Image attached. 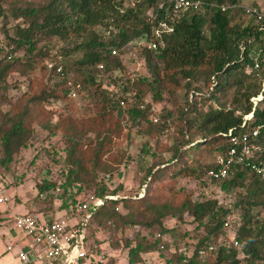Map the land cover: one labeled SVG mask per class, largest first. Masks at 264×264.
Masks as SVG:
<instances>
[{
    "label": "rangeland",
    "instance_id": "374dc122",
    "mask_svg": "<svg viewBox=\"0 0 264 264\" xmlns=\"http://www.w3.org/2000/svg\"><path fill=\"white\" fill-rule=\"evenodd\" d=\"M47 1L0 0V55L5 50L10 51L16 47L12 42L14 37L17 38L16 28L25 27L31 20V17L19 16V11L37 9ZM252 1L228 0L227 3L248 5ZM123 4L124 7L132 6L130 2ZM148 10L150 6H142L140 17L146 18ZM154 11L152 8L150 13L154 15ZM229 18L230 24L239 26L249 22L240 9H229ZM68 36L60 42L56 37L34 32L31 51L27 50L26 44H22L12 53L13 58H20L14 72L22 70L29 82L28 90L26 91L25 86L21 88L14 85L0 90V128L6 130L13 122L20 121L24 129L21 146L12 153L8 161L0 162V188L6 198L0 204V264H21L15 254L19 249L26 250L30 243L26 238L22 240L13 230L12 215L25 211L48 212L52 207V200L50 197L44 198V195L37 196L35 186L42 180L62 182L66 180L68 170L72 171L70 179L73 180L69 184L75 181L80 184V198L95 196L101 182L108 190L119 187L118 198L113 199L116 201L113 209L108 200H104L101 206L107 204L106 209L113 210L121 218L115 214L110 217L97 216V228L94 227L89 243L93 251H96L94 258L84 261L86 264H126L127 250L136 241L142 239L153 242L155 237L159 238L156 235L160 230L159 226L146 225L156 217L154 211L146 209L147 205L165 210L167 204L177 205L184 199L194 200L199 196L214 199L224 208L230 209L228 223L222 229L224 233L213 240L214 247L219 243L228 245L233 239L241 213L240 209H234L232 205L236 200H244L248 196L244 187L223 192L218 184L211 183L204 175H196L195 168L214 163L217 154L214 151L215 142L202 143L200 146L195 143L200 141V133L195 128L200 116L211 109L238 107L243 101L240 93L249 81L248 78L241 74L228 76L223 88L214 91L210 89L206 75L196 73L195 78L199 79L194 78L188 88L185 79L180 78L175 71L161 70L162 64L156 60L154 62L160 68V81L154 82L145 66L142 46L126 45L115 55L122 67L98 74L97 79L108 90H117L121 84L127 89L130 86V92L146 107L144 117L133 120L126 109L118 110L115 106H108L100 92L87 84H83L73 97H68L63 92L59 77L47 69L48 63L52 64L60 58L55 52L57 48L62 47L66 51L61 61L65 63L73 79L82 80L83 77L75 72L73 64L81 57L82 50L73 47L85 37ZM115 59L116 57H109L112 63ZM171 71L177 84L169 77ZM233 81H240L241 86ZM24 91L26 93L21 95ZM213 93L215 99L211 97ZM32 97H38V100L32 101ZM253 102L251 100V104ZM150 107L158 114L156 123L149 119ZM55 122L58 127L52 129ZM68 125L75 130L74 134L67 130ZM186 140L192 141V144L185 143ZM11 141L14 143L15 139L11 138ZM74 141L76 144H73ZM98 142L102 144L99 148ZM194 144L198 146L197 151L190 147ZM177 147L182 150V155L178 157L181 167L179 170L169 162ZM69 148H74L79 156L75 166L70 165L71 157L68 160L66 158ZM3 156L0 148V159ZM189 157L194 162H190ZM183 164L186 166L183 167ZM150 166H153V171L164 166V176L158 182L141 183ZM113 171H117V174L113 176L114 182L109 184L105 172ZM125 197L130 198L128 208L121 204L122 200H126L122 199ZM203 198L201 199L204 200ZM263 199L264 193L255 197V201ZM254 212L260 217L264 207L257 205L253 208ZM201 222L202 226H196L192 216L187 213L182 215L180 221L170 214L165 215L161 219L162 227L167 229L161 233L164 236L163 248L158 253H141L140 262L136 264H180L177 261L179 254H183L185 259L191 256L196 243L205 234L206 219L203 218ZM16 236L21 241L13 246L12 238ZM7 245L12 246V250L6 251ZM213 258V254L209 256V260L212 261ZM237 258V264H245L241 254ZM40 262L33 259L31 263L23 264Z\"/></svg>",
    "mask_w": 264,
    "mask_h": 264
},
{
    "label": "trees",
    "instance_id": "16d2710c",
    "mask_svg": "<svg viewBox=\"0 0 264 264\" xmlns=\"http://www.w3.org/2000/svg\"><path fill=\"white\" fill-rule=\"evenodd\" d=\"M202 1L203 3L215 2L217 4L223 2V0ZM124 2H130V0H48L45 5L37 9L19 11V16L31 17V20L25 27L16 28L15 34L17 38L14 37L12 42L15 44L14 47L26 44L27 50L31 51L34 44L32 36L36 31L47 37H56L60 42L69 37L68 35L84 36L85 39L73 47V49L82 50L81 57L73 63L75 72L83 76L82 80L73 79L65 63L61 61L63 53H66L62 47L56 49V55H59L60 58L58 61H54L50 68L47 67L48 71L59 77L58 79L63 85V92L68 97H72L69 96L70 91H73L75 96L79 88L83 84H87L100 92L108 106H115L118 110L126 109L127 114L133 120H138L140 117H144L146 107L143 109L138 107L140 101L130 92V86L127 89L124 84H121L117 90H108L103 88L102 84L98 82L97 76L98 74L121 68L122 64L115 56L121 52V48L126 45H134V42L140 38L149 40L152 28L156 26L160 19L169 16L170 12L165 0L134 1L130 2L131 7H124ZM161 3L162 5L158 7ZM142 6H150V10L153 8L155 10L154 15L151 14V16L147 15L146 18H141ZM150 10L148 11L150 12ZM167 22L170 23L172 30L162 34V45L155 50L142 46L145 66L154 82L160 81V68L154 62L156 60L162 64L161 70L175 71L180 78L185 79L188 88L191 87L193 80L199 79L195 78L196 73L205 74L208 78V85H211L210 89L214 91L223 88L228 76L233 77L236 74H241V76L249 80L245 84L244 90L240 93L243 101L238 107L211 109L200 116V121L196 123L195 128L200 133V141L195 143L200 146L202 143L215 142L214 151L217 155H222L229 145L225 135L228 129H231L234 134L259 125L260 129L257 139L261 144V151L256 158L258 160L264 159V90L261 91V82L264 81V67L260 69V77H255L250 72H245L246 68L252 65V57L260 47L261 32L257 29V26L250 21L244 26L230 24L229 10H220L207 4H203L202 8L197 11L179 13L177 16L172 17L171 20H167ZM16 47L10 51L5 50L4 54L0 55V90L10 85L21 88L25 86L26 91L29 88V82L24 77L22 70L14 72L20 61V58H13L12 56L14 50L17 49ZM111 49H115L116 53L110 54ZM109 57H116V59L112 63L111 60L109 61ZM56 67L60 68L59 72L55 71ZM172 71L169 77L173 83L177 84L176 80H173L175 75L172 74ZM233 82L241 86L240 81ZM26 91L22 92L21 95L26 93ZM192 92L194 91L192 90ZM258 94H261V98L252 107L250 98ZM157 95L158 91L155 92V96ZM213 95L214 93L211 94L212 98H214ZM31 100H38V97H32ZM121 100L125 102L124 107L120 105ZM248 112H252L251 119L240 127L242 116ZM187 122L190 123L189 120ZM56 126L57 123L55 122L52 125V129H55L54 127ZM67 128L71 133H75V130L69 125ZM23 133L24 129L20 121L13 122L6 130L0 128V148L4 154L0 159L1 163L8 161L12 153L21 146ZM11 138L15 139L14 143ZM184 142L189 144L192 141L186 140ZM73 144H76V142L74 141ZM196 144L190 146L192 150L197 151L196 147L198 146ZM101 145L98 142V148ZM181 151L177 147L174 149L171 159H169V162L177 170L181 169L178 164V157L182 155ZM69 157H71V166L78 164L79 156L74 148L67 150V160ZM189 160L194 162L192 157H189ZM184 166L186 165L183 164ZM214 166H216V163L195 168V173L197 176L204 175L206 177V170ZM234 166L220 180L206 177L211 183L218 184L219 189L223 192H230L232 189L244 187L245 194L248 196L247 199L243 200L240 198L236 200L232 205L234 209H240L241 213L233 239L228 245L221 243L216 247L213 245V240L219 234L224 233V226L228 223L227 217L230 212L229 208H224L214 199L209 200L202 196L194 200L184 199L177 205H165V210L147 205L146 209L154 211L156 217L151 219L146 225L151 227L153 224H157L160 230L156 235L159 238L155 237L153 242L142 241V239L136 241L127 250L126 264L140 262L139 255L141 253L152 254L157 251L160 252L164 245L162 244L164 236L161 233L167 231L161 225L162 217L170 214L171 217H176L180 221L184 213L192 216L196 226H202L203 223L201 221L205 218L206 231L196 243V248L191 256L185 259L183 254H179L177 261L180 264H237L239 262L238 254H241L245 264H264V212L260 217L255 212L253 213L255 206L264 207V199L255 201L257 194L264 193V182L246 164L241 163ZM152 167L150 166L146 169V174L141 179V183L158 182L164 176V166L157 167L154 171ZM105 173L112 179L117 174V171ZM71 174L72 171L68 170L65 174L66 180L62 182L58 181L55 183L50 180H42L39 185L35 186L37 196L44 195V198L50 197L52 200L51 209L44 214H52L61 210L80 197V184L76 181L69 184L72 180L70 179ZM56 187L59 190L60 187L62 188L60 192H55ZM118 188L115 187L108 190L101 182L98 193L95 196L118 195ZM122 199L121 204L128 208L130 198L125 197ZM107 202L113 209L116 201L108 200ZM107 206L106 204L98 207L84 225L81 226L84 234L85 256L79 260L80 262H84L87 259L90 261L91 258H94L96 250L93 251L92 245L89 243L94 227L97 228V216L110 217L115 214L116 217L121 218L113 210L109 211L106 209ZM100 211L101 213H99ZM212 254L214 258L211 261L209 256ZM53 263L61 264L58 261H53ZM104 264L110 263L104 262Z\"/></svg>",
    "mask_w": 264,
    "mask_h": 264
},
{
    "label": "built area",
    "instance_id": "2783aa9c",
    "mask_svg": "<svg viewBox=\"0 0 264 264\" xmlns=\"http://www.w3.org/2000/svg\"><path fill=\"white\" fill-rule=\"evenodd\" d=\"M134 1L139 0H130V2ZM225 1L217 4L215 2L203 3L202 0H165L168 4L170 15L157 22L150 32L151 38L149 40L140 38L134 42V45L147 46L155 50L162 45V34L172 30L167 20H171L172 17L177 16L179 13L197 11L202 8L203 4L217 7L220 10L240 9L247 21L254 23L261 32L260 47L252 57V65L245 70V72H250L255 77H260V69L264 67V0H253L248 5L239 2L228 4V0ZM161 5L162 3L158 7ZM148 15L151 16V13L148 12ZM115 53V49L110 50V54ZM47 67L50 68L51 64L48 63ZM55 71L59 72L60 68L56 67ZM262 90H264V81L261 82ZM69 96L73 97L74 92L70 91ZM260 98L261 94L250 98V101H254L252 107L256 105V102ZM120 105L124 107L125 102L121 100ZM138 107L143 109L145 105L139 102ZM150 109L149 119L153 123H156L158 114L152 107ZM251 116L252 112L244 114L240 127L244 126L245 122L251 119ZM259 129L260 126L255 125L245 131H239L234 134L231 129H228L225 133L229 142L228 148L224 154L217 155V159L214 162L216 166L206 170V177L220 180L226 176L231 167L243 163L264 182V159L258 160L256 158L261 151V144L257 139ZM105 178L109 181V184L114 182V179H110L108 175ZM106 184H108L107 181ZM55 192H60L58 187L55 188ZM116 198H118V195L113 194L102 197L88 195L83 198L78 197L63 209L55 211L52 214L41 212L13 214V230L21 236L22 240L26 238L30 242L26 250H20L17 253V258L21 263H31L34 259L40 260L42 263L58 261L61 264H78L79 260L85 256L83 246L84 234L81 226L103 204L104 200ZM5 200L6 198L0 188V203L5 202ZM9 247L6 246V250H9Z\"/></svg>",
    "mask_w": 264,
    "mask_h": 264
},
{
    "label": "crops",
    "instance_id": "0c3cea01",
    "mask_svg": "<svg viewBox=\"0 0 264 264\" xmlns=\"http://www.w3.org/2000/svg\"><path fill=\"white\" fill-rule=\"evenodd\" d=\"M0 204H2V203H0ZM25 212H27V211H25ZM21 213H23V212H21ZM13 239V242H11V244L13 245V246H15L19 241H21L20 240V238L18 237V236H16L15 238H12ZM18 241V242H17ZM19 244V243H18ZM8 246V245H7ZM10 249L9 250H12V246L11 247H9ZM5 250H6V247H5ZM19 250H21V249H19ZM19 250H17V252L19 251ZM6 251H8V250H6ZM15 256H17V253L15 254ZM21 263V262H20ZM21 264H23V263H21ZM38 264H54L53 262H41V263H38ZM78 264H86V263H84L83 261L82 262H80L79 261V263Z\"/></svg>",
    "mask_w": 264,
    "mask_h": 264
}]
</instances>
